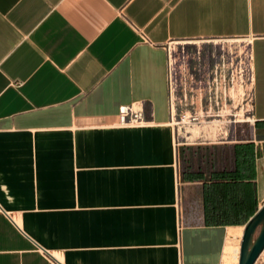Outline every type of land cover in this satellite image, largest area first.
Masks as SVG:
<instances>
[{
    "label": "crops",
    "instance_id": "crops-1",
    "mask_svg": "<svg viewBox=\"0 0 264 264\" xmlns=\"http://www.w3.org/2000/svg\"><path fill=\"white\" fill-rule=\"evenodd\" d=\"M219 38L248 43V130L180 141L166 46ZM263 205L264 0H0V264H222Z\"/></svg>",
    "mask_w": 264,
    "mask_h": 264
},
{
    "label": "rangeland",
    "instance_id": "rangeland-1",
    "mask_svg": "<svg viewBox=\"0 0 264 264\" xmlns=\"http://www.w3.org/2000/svg\"><path fill=\"white\" fill-rule=\"evenodd\" d=\"M166 48L170 55L172 74L169 104L174 113L172 125L178 132L179 140L226 141L232 139L234 133L240 129L247 131L248 127L245 125L251 117L248 90L239 87L237 69L232 76L230 74L231 69L233 71L235 68V63L230 66V61H238L247 55V41L236 38L171 41ZM197 51L200 52L199 63L203 69V83L199 86L191 84L187 76L196 67V64L193 67L192 57ZM182 53L187 56L185 63L181 59ZM215 73L221 75L217 79V92L216 81L211 78ZM212 82L214 84L211 87ZM204 97L207 101L206 107L202 103ZM216 101L219 103L218 108ZM190 108L191 117H196V121H189L190 114L185 113ZM183 115L185 119L181 122ZM257 233L258 230L255 236ZM255 264H264V250Z\"/></svg>",
    "mask_w": 264,
    "mask_h": 264
},
{
    "label": "built area",
    "instance_id": "built-area-1",
    "mask_svg": "<svg viewBox=\"0 0 264 264\" xmlns=\"http://www.w3.org/2000/svg\"><path fill=\"white\" fill-rule=\"evenodd\" d=\"M187 56L182 53V61L184 60L185 63V58ZM192 60L196 64V67H194L192 72L188 73V81L191 84L194 85H202L203 83V69L200 67V60H201V55L200 52L197 51L194 56L192 57ZM251 55L248 50L247 55H245L243 58H240L238 61H230V66H233L235 63V68L231 69L230 74L231 76L233 75L234 71L237 69V75H238V80H239V87L241 89L245 88L248 90V101L251 104L253 100V71H252V66H251ZM171 67H170V55L168 52V67H167V76H168V89L170 91L171 86H172V76H171ZM118 119L119 123L121 125H133V124H138L142 121L143 119V111L141 108H136L132 105L130 106H124L120 107L119 113H118ZM185 116L183 115L180 119L181 122H184ZM189 121H196V117H190L188 118ZM180 220L181 223L184 225H190L192 223L196 222V219H188L186 218L183 213H180ZM59 262V261H58ZM61 264V263H60Z\"/></svg>",
    "mask_w": 264,
    "mask_h": 264
},
{
    "label": "water",
    "instance_id": "water-1",
    "mask_svg": "<svg viewBox=\"0 0 264 264\" xmlns=\"http://www.w3.org/2000/svg\"><path fill=\"white\" fill-rule=\"evenodd\" d=\"M258 230L257 235L255 236ZM264 250V205L246 223L239 249L238 264H255Z\"/></svg>",
    "mask_w": 264,
    "mask_h": 264
},
{
    "label": "bare ground",
    "instance_id": "bare-ground-1",
    "mask_svg": "<svg viewBox=\"0 0 264 264\" xmlns=\"http://www.w3.org/2000/svg\"><path fill=\"white\" fill-rule=\"evenodd\" d=\"M250 121V119H248ZM242 228L230 229L226 238L222 264H238Z\"/></svg>",
    "mask_w": 264,
    "mask_h": 264
}]
</instances>
